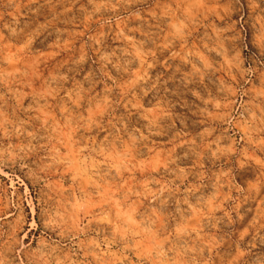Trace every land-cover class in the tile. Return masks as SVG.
<instances>
[{"label": "rangeland", "instance_id": "obj_1", "mask_svg": "<svg viewBox=\"0 0 264 264\" xmlns=\"http://www.w3.org/2000/svg\"><path fill=\"white\" fill-rule=\"evenodd\" d=\"M0 264H264V0H0Z\"/></svg>", "mask_w": 264, "mask_h": 264}]
</instances>
